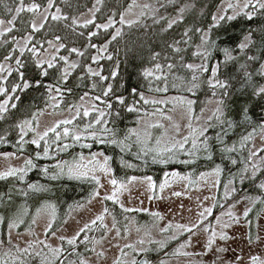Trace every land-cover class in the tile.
Returning <instances> with one entry per match:
<instances>
[{"label":"rangeland","instance_id":"rangeland-1","mask_svg":"<svg viewBox=\"0 0 264 264\" xmlns=\"http://www.w3.org/2000/svg\"><path fill=\"white\" fill-rule=\"evenodd\" d=\"M51 2L49 8V0H0V44L8 47L0 61V105L4 106L0 115L26 82L21 80L22 63L18 65L17 60L43 70L49 64L58 65L60 80L77 66L97 74L110 51L131 52L123 43L131 28L164 21L168 25L186 12L177 0H131L121 8H116L117 0H86L78 8H72V0ZM33 3L39 10L27 11ZM262 3L264 0H220L209 25L200 33L202 43L197 51L203 50L210 28L230 20L228 17L252 15ZM173 5L175 14L170 11ZM19 7L25 10L17 14ZM20 14L25 16L28 30L14 24ZM53 15L62 18L53 20ZM109 22L108 28L102 27ZM53 25L64 30L43 35ZM72 33L83 36L84 42V35L92 34L93 43L87 41L86 50L67 46V36ZM246 43L245 37L241 47ZM88 50L93 52L90 58ZM159 65L155 62L143 70L144 76L162 81L154 85L156 91L139 95L142 109L135 123L126 128L125 137L141 154L187 163L203 143L207 121L221 119V103L207 98L195 105L183 92L163 93L167 77ZM197 68L202 70V64L194 63L190 69ZM258 69L264 80V58ZM212 75L213 69L204 82L212 83ZM110 87L106 90L112 92ZM74 96L64 97L60 88L49 86L43 105L17 123L18 142L31 144L38 155L49 153L51 143H59V147L91 143L108 101L95 92ZM240 140L245 154L234 177L212 163L208 169L172 167L156 179L148 174L119 178L101 150L46 160L47 167L40 169L49 178L87 183L86 194L74 201L64 198L77 197L80 191L62 195L29 178L36 176L29 173L35 166L30 157L0 151V186L17 183L10 192L32 200L20 205L24 207L0 210V264H139L142 257L146 264H252V257L264 262V120L245 131ZM12 171L15 175H6ZM113 179L116 185L111 183ZM113 193V199H106ZM55 195L60 199L51 200ZM222 234L227 238L222 239ZM70 240L74 242L70 244Z\"/></svg>","mask_w":264,"mask_h":264},{"label":"trees","instance_id":"trees-1","mask_svg":"<svg viewBox=\"0 0 264 264\" xmlns=\"http://www.w3.org/2000/svg\"><path fill=\"white\" fill-rule=\"evenodd\" d=\"M72 1V8H78L84 3V6L86 5V0ZM130 1L117 0L116 8L124 7ZM219 1L177 0L186 7L182 17L168 25L164 21L163 24L155 22L145 24L144 27L131 28L123 41L131 52H121L117 49L115 52L110 51L108 58L100 62L105 67L97 74H90L83 66H77L67 78L60 80L57 74L58 65L43 70L26 63L25 60L21 62V80H25L29 86L20 88L15 93L12 105L0 115V151L22 153L30 157L35 169L32 168L29 173H35L36 176L28 175L29 178L36 179V183L46 186L48 190L62 192V195L80 191L76 194L77 197L66 195L64 200L67 201H74L85 195L87 186L84 185L87 183L64 178L51 179L40 166L46 168V160L51 162L73 158L77 154L76 151L101 150L108 158L113 174L119 178L129 174H148L156 179L163 171L172 167L181 171L208 169L212 163L219 164L225 174L234 177L238 174L241 167L239 162L245 154L244 149L240 147V137L250 127L253 128L264 120V94H258L264 81L258 69L259 61L264 58V8L252 14L251 18L238 15L210 28L204 46L201 47L203 50L198 52L197 49L202 43L200 33L209 25L211 13ZM175 9L176 6L173 5L170 9L172 14H175ZM24 18L25 16L20 14L14 24L28 30ZM48 30L49 33L44 32L43 35H51L52 32L56 35L64 29L53 25ZM84 36L87 37L85 42L83 36L68 34L67 46L87 49L85 43H93L92 34ZM245 37L247 43L241 47ZM7 52V45L0 44V61ZM87 52L90 58L92 51ZM155 62H159L160 71L167 77V86H164L163 93L183 92L193 99L195 105L207 98H217L221 103V119L218 122L213 119L207 121L202 134L203 147H198L196 154L193 157L191 155V161L187 163L141 154L131 146L134 145L132 141L125 137L126 128L135 123L138 111L142 109L139 95L157 90L154 85L161 79L157 78L158 82H155L156 78L144 76L143 72L145 67ZM83 63L85 62L81 64ZM194 63L202 64V70L197 68L191 71L189 66ZM211 69H215V74L211 77L213 82H204ZM107 85L110 90V86H113L112 92L106 90ZM49 86L60 88L64 97H80L84 93L95 92L100 94L101 98L107 99L106 112L96 123L91 143L66 144L60 147L59 143H51L49 153L38 155L31 144L22 145L18 142L17 123L43 105ZM77 121L83 123V120ZM17 186L14 182L0 186V210L7 212V209L17 206L24 207L20 206L23 202H30L31 199L21 198L10 192ZM58 199L60 198L55 195L51 200Z\"/></svg>","mask_w":264,"mask_h":264},{"label":"snow or ice","instance_id":"snow-or-ice-1","mask_svg":"<svg viewBox=\"0 0 264 264\" xmlns=\"http://www.w3.org/2000/svg\"><path fill=\"white\" fill-rule=\"evenodd\" d=\"M48 6H49V8L52 7V2H51V0H49V5H48ZM246 6H247V5H246ZM260 7H261V8H264V3L260 4ZM24 10H25L24 8L19 7V8L16 9V13L19 14L21 11H24ZM26 10L29 11V12H35V11H38V10H39V5L33 3V4L31 5V7H28ZM57 11H59V10H57ZM61 18H62V17L59 16V15H53V16H52V19H53V20H59V19H61ZM233 18H234V17H228V19H233ZM249 18H251V15H249ZM13 19H15V17H14ZM45 19H47V17H45ZM220 19H224V17H220ZM74 22H75V21H74ZM0 23H3V22L0 21ZM9 23H12V21H9ZM88 23H91V21H88ZM110 24H111V22H109V24H105V25H103L102 27H104V28H108V27L110 26ZM42 26H43V25H41V27H42ZM170 26H171V25H170ZM10 30H11V29H8V31H10ZM33 30H34V31L37 30L35 24H33ZM29 39H30V37H29ZM61 46H62V45H61ZM73 51H75V49H73ZM17 64L19 65V64H21V62H20L19 60H17ZM51 66H52V65L49 64V67H51ZM189 67H191V66H189ZM213 74H215V69H213ZM28 86H29L28 83L25 82L24 87L27 88ZM0 91H3V90L0 89ZM13 91H15V89H13ZM105 94H107V93H105ZM258 94H264V88H261ZM13 107H15V105H13ZM3 109H4V106H3V105H0V111H2ZM87 114H88V113L85 112V115H87ZM65 134L67 135V130L65 131ZM45 135H47V133H45ZM41 138H43V137H41ZM77 139H79V137H77ZM186 141H187V138H185V142H186ZM33 143H37V141H33ZM180 146L182 147L183 145H180ZM93 159H95V158H93ZM161 162H163V161H161ZM27 163L30 164L31 162L28 161ZM105 163H106V159H105ZM6 175H15V172H14V171L9 172V173H7ZM149 180H150V178H149ZM111 183H112L113 185H116V184H117V181L113 179V180L111 181ZM161 187L163 188L164 185L162 184ZM176 195H179V193H176ZM114 197H115V193H113L112 196L106 197V199H113ZM206 211H209V212H210V209H209V210H206ZM81 231H83V229H81ZM221 238H222V239H226L227 237L224 236V235L222 234V235H221ZM73 242H74L73 240H70V241H69L70 244L73 243ZM209 244H211V240L209 241ZM56 251H59V250L57 249ZM252 264H264V262L259 261V259H258L257 257H252Z\"/></svg>","mask_w":264,"mask_h":264},{"label":"water","instance_id":"water-1","mask_svg":"<svg viewBox=\"0 0 264 264\" xmlns=\"http://www.w3.org/2000/svg\"><path fill=\"white\" fill-rule=\"evenodd\" d=\"M139 264H146L145 260L142 258L139 259Z\"/></svg>","mask_w":264,"mask_h":264}]
</instances>
